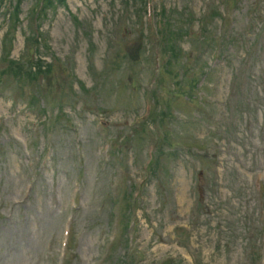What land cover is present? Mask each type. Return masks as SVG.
I'll return each instance as SVG.
<instances>
[{
	"label": "rangeland",
	"instance_id": "rangeland-1",
	"mask_svg": "<svg viewBox=\"0 0 264 264\" xmlns=\"http://www.w3.org/2000/svg\"><path fill=\"white\" fill-rule=\"evenodd\" d=\"M130 1L68 0L66 8L39 22L56 64L72 63V84L61 88V94L55 88L52 97L69 114L60 120L71 123L67 128L57 122L42 126L43 119L22 104L12 107L9 99H0V223L8 229L0 231V264H62L61 240L68 227L74 241L64 264H102L101 255L110 252L105 246L114 231L110 198L120 196V187H114L130 170L136 176L134 170L147 163L153 142L152 135L133 141L125 121L143 112L141 95L154 53L152 43L136 37L143 32L147 39L151 28H145L146 15L141 23L131 11ZM32 2H21L23 22ZM211 4L227 16L225 29L217 19L213 31L236 40L220 56L204 55L207 77L200 78V101L188 102L182 94L170 99V117L161 124L176 151L174 158L164 157L158 174L159 183L169 179L171 196L164 188L156 190L154 182L141 190L136 215L143 218L133 235L134 245L144 253L140 264H158L168 257L181 264H261L253 262L254 248L264 258V0H237L230 11L219 0H152L151 7L152 14L153 8L179 14L188 9L197 31ZM3 18L0 14V39ZM89 40L94 45L91 57ZM119 40H125L122 46H117ZM125 46L118 61L106 64ZM182 47L194 59L202 53L187 38ZM194 48L198 51L192 52ZM21 51L18 34L12 57ZM163 78L158 103H167L166 89L174 81ZM6 95L19 98L20 92L13 87ZM70 102L76 103L74 109ZM54 108L48 109L52 117L47 120L53 119ZM196 119L202 122L191 123ZM99 123L108 128L101 130ZM121 137L120 149L128 159L107 162L110 144ZM27 140L26 148L22 142ZM193 186L209 189L196 212ZM175 227L186 229L184 241L174 238ZM251 237L255 245L247 243ZM115 248L113 258L124 252L123 246Z\"/></svg>",
	"mask_w": 264,
	"mask_h": 264
}]
</instances>
